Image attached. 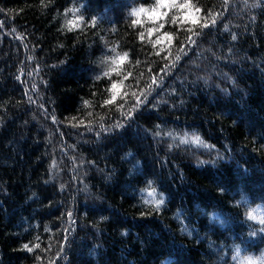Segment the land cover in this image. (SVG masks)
Here are the masks:
<instances>
[{
	"label": "trees",
	"instance_id": "1",
	"mask_svg": "<svg viewBox=\"0 0 264 264\" xmlns=\"http://www.w3.org/2000/svg\"><path fill=\"white\" fill-rule=\"evenodd\" d=\"M189 2L0 0V264H264V0Z\"/></svg>",
	"mask_w": 264,
	"mask_h": 264
},
{
	"label": "snow or ice",
	"instance_id": "2",
	"mask_svg": "<svg viewBox=\"0 0 264 264\" xmlns=\"http://www.w3.org/2000/svg\"><path fill=\"white\" fill-rule=\"evenodd\" d=\"M162 6H164V5H162ZM171 6H173V7H179V8H191V7H192V5L190 4L189 0H185L184 3L179 4V5H177V4L175 3V0H173V3H172ZM141 11H143V9H141ZM199 11H200V9L197 8V9H196V12H199ZM133 14H137V13H136V10H133ZM176 19H177L176 17H173V18H172L173 22H176ZM134 22H135V21H134ZM212 22L215 23V20L213 19ZM191 23L196 24L197 21H196L195 19H192ZM203 26H207V24H205V25H203ZM161 27H162V25H161ZM151 31H152V30L149 29V34H151ZM194 34H195V35H198V33H194ZM165 35H167V33H165ZM141 39H143V33H141ZM233 39H235V37H233ZM189 40H191V37H189ZM159 42H160V37L157 38V40L154 42V44H155V43H159ZM127 55H128L127 53H124V57H127ZM178 58H179V57H177V59H178ZM161 71L163 72L164 69H161ZM155 82H156V78L153 77V83H155ZM149 87H151V86H149ZM112 88H113V89L116 88V84H115V83H113ZM114 101H115V96L112 97V100H111V101L106 100L105 103L107 104V103H111V102H114ZM85 103L87 104V101H86ZM117 126H119V125H117ZM193 139H194L195 142H197V143H203V142L200 140L199 137H193ZM149 195H150V196H153V199H152V200H149V201H146V203H151V204H153L157 209L159 208L160 205H162V204L164 203V198H163L162 195H161V198H160V199H155V198H154V196H155L154 190H153V192L149 193ZM248 215H249V218H251V219H256V218H257V216L253 214V212H249ZM261 222L264 223V220H261ZM36 247H38V245H37ZM25 248H28V245H25ZM29 250H31V249H29ZM234 259H235V257H234ZM245 261H246V264H256V262H255L254 260L250 259V258H245Z\"/></svg>",
	"mask_w": 264,
	"mask_h": 264
},
{
	"label": "rangeland",
	"instance_id": "3",
	"mask_svg": "<svg viewBox=\"0 0 264 264\" xmlns=\"http://www.w3.org/2000/svg\"><path fill=\"white\" fill-rule=\"evenodd\" d=\"M256 211H257V213H256L257 216H260L261 214H263V211H261V210H256Z\"/></svg>",
	"mask_w": 264,
	"mask_h": 264
},
{
	"label": "clouds",
	"instance_id": "4",
	"mask_svg": "<svg viewBox=\"0 0 264 264\" xmlns=\"http://www.w3.org/2000/svg\"><path fill=\"white\" fill-rule=\"evenodd\" d=\"M237 251H239V250H237Z\"/></svg>",
	"mask_w": 264,
	"mask_h": 264
}]
</instances>
